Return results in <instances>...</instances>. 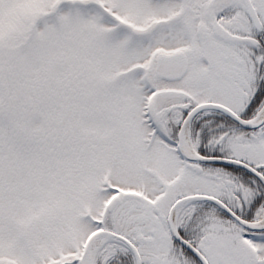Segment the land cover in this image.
<instances>
[{"label": "snow or ice", "instance_id": "6c2138e0", "mask_svg": "<svg viewBox=\"0 0 264 264\" xmlns=\"http://www.w3.org/2000/svg\"><path fill=\"white\" fill-rule=\"evenodd\" d=\"M0 264H264V0H0Z\"/></svg>", "mask_w": 264, "mask_h": 264}]
</instances>
